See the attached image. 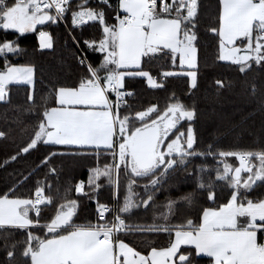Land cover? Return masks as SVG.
Masks as SVG:
<instances>
[{"label": "snow or ice", "instance_id": "obj_1", "mask_svg": "<svg viewBox=\"0 0 264 264\" xmlns=\"http://www.w3.org/2000/svg\"><path fill=\"white\" fill-rule=\"evenodd\" d=\"M207 13L205 0H0V31L16 34L0 39V141L14 147L0 144V169L25 165L0 187V264H264V146H219L257 114L264 133V0H216ZM61 26L75 47L46 82L33 60L20 62V41L36 33L39 51L54 50L49 29ZM208 35L214 63L243 77L240 92L214 77L216 100L227 90L251 106L238 124L221 117L210 141L193 99ZM137 81L168 93L163 106L143 102ZM85 158L87 180L62 182L65 162ZM86 201L95 207L82 215Z\"/></svg>", "mask_w": 264, "mask_h": 264}, {"label": "trees", "instance_id": "obj_2", "mask_svg": "<svg viewBox=\"0 0 264 264\" xmlns=\"http://www.w3.org/2000/svg\"><path fill=\"white\" fill-rule=\"evenodd\" d=\"M206 5H208V13L207 15H212L215 12L216 8V0H205ZM54 33L55 43L54 50H43V52L38 50V40L36 33L26 34L21 38V45L25 49L28 50L27 55L20 58V62L24 63L28 60H33L38 67L43 69L45 72V81L48 80V73L50 71H55L60 68V61L64 58H67L71 55V49L75 46L72 44L70 38H68L67 33L65 32L63 26L58 28L49 29ZM7 35L8 38H14L15 33L9 32L4 33L0 31V39H4ZM65 41H67V46H65ZM206 45L205 52L202 54V76H201V86L200 90L196 92L193 99L196 100L199 112V121L197 123V129L202 134L203 138L206 140H212L211 133L213 132L216 124L220 123L221 117H223L226 121H231L232 123H239L241 116L246 115L249 111H251V106L245 104L243 98L241 96L230 93L225 90L219 101L215 98V87L213 86V78L217 76H223L229 79H233L237 81L238 87L236 88V92L242 91L240 82L243 80L234 68L227 66L224 62H220L219 64L214 63V57L216 54L215 41L212 40L211 35L206 37ZM94 61H98V56H92ZM206 60L207 66H204V61ZM2 63V62H0ZM254 74L249 75V80L252 78ZM135 88L141 90V100L145 103L148 101L155 102L156 100L160 101L161 106H163L165 102V97L168 93L164 91H151L146 88L142 84V82L137 81L134 85ZM38 89L43 92L46 89L41 88V86L37 85ZM169 90H175L178 95H183L185 84L183 80L171 79L168 84ZM25 101V89L24 87H14L12 92V103L13 105L23 104ZM37 103H39V97L37 99ZM7 107L5 105H0V113L3 112L4 108ZM11 115V113H9ZM24 124L22 127L27 126L30 127L31 124L35 121L34 116H29L25 114L22 117ZM261 120L262 117L257 114L254 119L249 120L247 124L244 126L246 130H241L237 128L234 134L222 138L220 140L219 146L225 150L228 149H258L264 144L261 143L262 138H264V133L261 132ZM0 127H3V121H0ZM22 136L17 129V142L21 140ZM8 143V154H11L14 151V147L10 144V142L0 141V144ZM203 146V145H202ZM45 151V149H42ZM5 155L4 152L0 151V157ZM34 157H29L27 163L30 164ZM228 162L232 163L236 166L239 165V162L235 158H228ZM93 162L91 159H76L67 160L64 166V172L61 175V181L67 180L69 177L74 178V182H78L80 179L87 180L88 171L87 168ZM209 163H213L211 160ZM25 165L23 163H14L9 168L0 169V187L3 186V178L8 172H12L14 168H21ZM183 191H190L191 189L187 185L182 186ZM220 194V199L223 201L224 197L227 195V189H225L222 193L220 189H217ZM107 199V192L102 194L101 200ZM165 197L160 196L159 200L164 201ZM87 207L82 215H87L94 207V203L91 201H86ZM194 218V215H193ZM135 242L138 246L143 247V243L140 239H135ZM156 242L158 244H165L167 242V238L165 236L156 237ZM200 264H208V258H199Z\"/></svg>", "mask_w": 264, "mask_h": 264}, {"label": "crops", "instance_id": "obj_3", "mask_svg": "<svg viewBox=\"0 0 264 264\" xmlns=\"http://www.w3.org/2000/svg\"><path fill=\"white\" fill-rule=\"evenodd\" d=\"M201 258H207V257H201Z\"/></svg>", "mask_w": 264, "mask_h": 264}]
</instances>
